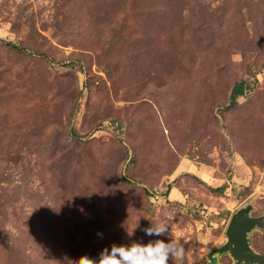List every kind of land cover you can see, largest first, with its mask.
<instances>
[{
	"label": "rangeland",
	"instance_id": "374dc122",
	"mask_svg": "<svg viewBox=\"0 0 264 264\" xmlns=\"http://www.w3.org/2000/svg\"><path fill=\"white\" fill-rule=\"evenodd\" d=\"M249 200L264 212V0H0V264L177 238L184 264H233L207 255Z\"/></svg>",
	"mask_w": 264,
	"mask_h": 264
},
{
	"label": "clouds",
	"instance_id": "9594fccd",
	"mask_svg": "<svg viewBox=\"0 0 264 264\" xmlns=\"http://www.w3.org/2000/svg\"><path fill=\"white\" fill-rule=\"evenodd\" d=\"M56 210V209H55ZM146 235L165 236V224H153L145 229ZM103 238L102 233H97ZM185 247L179 238L174 240H157L148 244L131 246H113L103 249L97 261L82 257L77 264H169V260L184 264Z\"/></svg>",
	"mask_w": 264,
	"mask_h": 264
},
{
	"label": "water",
	"instance_id": "95a60500",
	"mask_svg": "<svg viewBox=\"0 0 264 264\" xmlns=\"http://www.w3.org/2000/svg\"><path fill=\"white\" fill-rule=\"evenodd\" d=\"M254 211L253 202L249 200L231 215L225 242L207 255L210 263H216L218 256L228 254L233 264H264V254L255 252L250 246L251 234L264 231V212L255 216Z\"/></svg>",
	"mask_w": 264,
	"mask_h": 264
},
{
	"label": "trees",
	"instance_id": "16d2710c",
	"mask_svg": "<svg viewBox=\"0 0 264 264\" xmlns=\"http://www.w3.org/2000/svg\"><path fill=\"white\" fill-rule=\"evenodd\" d=\"M8 46H10L12 49L14 50H22L21 48L15 46V45H11V44H7ZM252 89L251 87V83L249 80H243L239 83H237L229 96V101L228 104L224 107L227 110L233 109L237 106V101L240 97H243L246 92L250 91Z\"/></svg>",
	"mask_w": 264,
	"mask_h": 264
}]
</instances>
